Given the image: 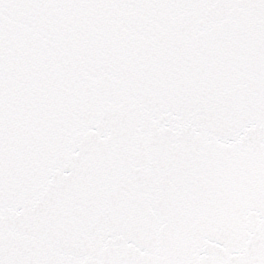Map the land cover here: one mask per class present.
Masks as SVG:
<instances>
[{
  "label": "snow or ice",
  "instance_id": "6c2138e0",
  "mask_svg": "<svg viewBox=\"0 0 264 264\" xmlns=\"http://www.w3.org/2000/svg\"><path fill=\"white\" fill-rule=\"evenodd\" d=\"M0 264H264V0H0Z\"/></svg>",
  "mask_w": 264,
  "mask_h": 264
}]
</instances>
